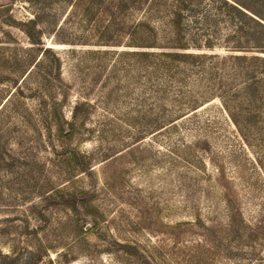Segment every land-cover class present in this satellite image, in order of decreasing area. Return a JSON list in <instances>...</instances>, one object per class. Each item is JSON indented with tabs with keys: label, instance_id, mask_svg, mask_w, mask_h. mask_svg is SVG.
<instances>
[{
	"label": "rangeland",
	"instance_id": "374dc122",
	"mask_svg": "<svg viewBox=\"0 0 264 264\" xmlns=\"http://www.w3.org/2000/svg\"><path fill=\"white\" fill-rule=\"evenodd\" d=\"M13 3L7 11L9 0H0V264H264V172L218 102L195 121L213 130L170 142L149 134L132 74L113 54H87L124 49L58 44L67 7L52 6L55 23L40 29L61 62L59 118L89 103L70 144L88 158L91 172L80 174L62 159L67 144L54 123L43 127L35 96L43 70L21 82L30 65L19 62L20 48L30 46L12 21L28 15ZM73 190L85 192L86 207L68 204L64 192ZM225 197L240 211L234 220Z\"/></svg>",
	"mask_w": 264,
	"mask_h": 264
},
{
	"label": "trees",
	"instance_id": "16d2710c",
	"mask_svg": "<svg viewBox=\"0 0 264 264\" xmlns=\"http://www.w3.org/2000/svg\"><path fill=\"white\" fill-rule=\"evenodd\" d=\"M13 2H21L28 15L9 25L19 29L30 46L20 48L19 62L30 65L21 82L32 69L43 70L44 84L35 90L45 113L43 127L51 131L54 123L57 139L67 144L60 155L74 171L91 172L87 156L70 145L78 122L89 115V103L75 104L69 120L59 118L61 87L54 83H61V62L42 44L40 29L44 22L55 23L52 6L57 5L67 7L63 21L55 25V34L63 38L58 44L124 49L87 54H113L132 74V95L147 104L149 134L164 132L170 142L181 132L208 131L212 125L195 122L197 112L217 101L264 172V0H9L5 10ZM33 53L39 56L32 59ZM48 86L56 92L43 93ZM55 193L63 200L61 191ZM64 193L73 210L86 207L85 192ZM224 203L234 220L239 209L226 197Z\"/></svg>",
	"mask_w": 264,
	"mask_h": 264
}]
</instances>
